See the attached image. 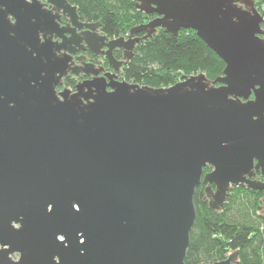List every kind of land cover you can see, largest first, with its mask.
<instances>
[{
    "label": "water",
    "instance_id": "1",
    "mask_svg": "<svg viewBox=\"0 0 264 264\" xmlns=\"http://www.w3.org/2000/svg\"><path fill=\"white\" fill-rule=\"evenodd\" d=\"M47 4L0 0V264H185L201 184L215 210L233 186L264 192V13L255 0H138L159 15L130 31L146 35L109 40L69 0ZM158 28L194 30L223 74L127 82L134 45ZM72 43L115 73L76 66ZM70 73L93 78L59 92Z\"/></svg>",
    "mask_w": 264,
    "mask_h": 264
},
{
    "label": "trees",
    "instance_id": "2",
    "mask_svg": "<svg viewBox=\"0 0 264 264\" xmlns=\"http://www.w3.org/2000/svg\"><path fill=\"white\" fill-rule=\"evenodd\" d=\"M263 11L264 0H255ZM77 7L80 20L100 23L109 38L127 36L145 23L146 14L135 0H69ZM264 28V24H263ZM225 70L224 61L197 35L184 29L173 35L164 30L140 43L121 76L129 83L152 88L170 87L185 76L205 74L215 80ZM67 86H75L71 80ZM211 169L205 168V174ZM257 179L264 181L261 173ZM264 192L246 185L233 186L221 210L211 209L206 187L195 194L197 219L191 232L185 264H213L237 252L233 264H264Z\"/></svg>",
    "mask_w": 264,
    "mask_h": 264
},
{
    "label": "flooded vegetation",
    "instance_id": "3",
    "mask_svg": "<svg viewBox=\"0 0 264 264\" xmlns=\"http://www.w3.org/2000/svg\"><path fill=\"white\" fill-rule=\"evenodd\" d=\"M31 1V0H29ZM44 4H47V0H41ZM135 3L137 5L138 3V0H135ZM46 9L48 10H52V6L47 4L46 6ZM145 13V12H144ZM146 14V17L148 18L145 23L143 24H147L149 22H151L152 20L156 19L159 17L158 14ZM60 25L61 28H71L72 24H71V21L68 17L66 16H63L61 17L60 20L57 21ZM83 22V21H82ZM141 24V25H143ZM101 28V26H100ZM100 28L98 29V34L100 35H103L100 31ZM160 30H164L163 28H158L157 31H160ZM86 30H77L75 32V35L78 37V38H82V33L85 32ZM165 31V30H164ZM166 32V31H165ZM146 35V33H138V34H135L132 38H131V35L130 33L127 35V36H124L126 38V40H129V39H137V38H140L142 39L144 36ZM105 36V35H104ZM108 37V36H107ZM109 38V37H108ZM112 39H115V38H109V40H112ZM143 41H140L139 43H136L134 45V48H133V53L136 49V47L142 43ZM72 49H74L77 53L76 55L73 56V63H75L76 66H79L81 65L82 61H79L78 58H86V62L88 63H93L95 64L97 67H103L105 69V72L101 74V76H103L105 73L107 72H112V73H115V70L110 66L109 64V61L107 60V58L100 54V55H95L93 52L90 51V49H88L84 44H77V43H72L71 46H70ZM127 52V53H126ZM125 53L126 54H130V47H128V49H119V48H116L114 50V56L115 58L119 61V62H123L125 63L127 61V58L125 57ZM83 61H85L84 59H82ZM93 77H88V76H74L73 74L70 73V75L64 79V86L63 87H59L58 91H62L64 90L65 88H69V89H72V90H75V87L77 86V84L83 82V81H87V80H91ZM67 80H71L72 82H75L76 85L75 86H67L66 85V81ZM211 168V167H210ZM212 171V168L209 169V172ZM206 173V174H207ZM205 185V184H203ZM205 187L207 188L208 185H205ZM214 188V186H213ZM207 200V198H206ZM208 201V200H207Z\"/></svg>",
    "mask_w": 264,
    "mask_h": 264
},
{
    "label": "built area",
    "instance_id": "4",
    "mask_svg": "<svg viewBox=\"0 0 264 264\" xmlns=\"http://www.w3.org/2000/svg\"><path fill=\"white\" fill-rule=\"evenodd\" d=\"M262 9H264V6L262 7ZM263 12V11H262Z\"/></svg>",
    "mask_w": 264,
    "mask_h": 264
}]
</instances>
